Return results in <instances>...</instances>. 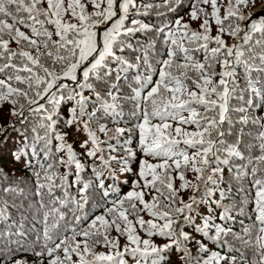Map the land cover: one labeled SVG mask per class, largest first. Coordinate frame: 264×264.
Segmentation results:
<instances>
[{
  "label": "snow or ice",
  "instance_id": "obj_1",
  "mask_svg": "<svg viewBox=\"0 0 264 264\" xmlns=\"http://www.w3.org/2000/svg\"><path fill=\"white\" fill-rule=\"evenodd\" d=\"M249 2L228 0L221 16L223 0H0V109L7 105L12 117L0 124V162L10 158L32 172L42 225L29 240L22 206L0 198V264H171L173 255L179 264H248L229 238L254 249L251 264H264V51H254L264 49V15H245ZM153 14L164 19L149 22ZM198 20L199 30L191 29ZM137 34L160 36L165 51L148 39L134 46ZM225 35L239 42L229 45ZM128 51L137 54L129 59ZM133 69L138 86L127 99L135 123L119 127L118 81ZM97 82H105L104 95ZM12 133L19 142L9 148ZM73 135L81 152L69 142ZM129 174L131 190L121 195ZM249 178L254 194L241 185L242 198L229 196L231 180ZM0 183L5 197L23 192L2 163ZM95 190L99 214L88 210ZM249 206L251 225L241 220L234 231L231 222Z\"/></svg>",
  "mask_w": 264,
  "mask_h": 264
},
{
  "label": "trees",
  "instance_id": "obj_2",
  "mask_svg": "<svg viewBox=\"0 0 264 264\" xmlns=\"http://www.w3.org/2000/svg\"><path fill=\"white\" fill-rule=\"evenodd\" d=\"M263 1L264 0H255V2L253 4L251 2V0H250L249 6L244 11H247V10H250V9L256 7L258 4H260ZM138 2H141V0H138ZM144 2L160 3L161 0H144ZM219 2H220V0H218V3ZM227 3H228V0H223V6L220 9V15L221 16H223L225 14ZM87 10L89 12L94 10L91 4L88 5V9ZM208 10L209 11L211 10L210 6H208ZM160 11L163 12V11H166V9L165 8H161ZM187 12H188V9H185L181 13L185 17V22H189V17L187 16ZM137 18H139V17H137ZM163 19H164L163 17H160L159 19H157L155 17V14H153V16L150 18L149 22H154L156 24H159L161 22V20H163ZM9 22H11V21H9ZM72 22H75V20H73ZM199 24H200L199 20L198 21H192L190 23V27L193 30H199ZM210 27H211V35L212 36L217 35V25L214 23L213 20H210ZM22 30H25V29H22ZM223 38L225 39L227 44L231 40H233V38L228 36V35H225ZM259 38H260V35L258 33L254 34L253 40L259 39ZM146 39L153 40L156 43L157 50L159 52H164L165 51L164 46L162 44V39L158 35L150 34L148 37H144V36H141L140 34H137V38L134 39L132 41V43L135 46L137 44V41H139V43H144V41ZM214 46H215L214 44L210 45V47H214ZM11 47L16 48V45L12 44ZM245 51L247 53V46L245 47ZM254 51L260 52V51H264V49H261V48L257 47V48H254ZM136 54L137 53H133V52H130V51L126 52V55L129 56V59H133ZM197 56H198V58L203 59L202 54L197 53ZM159 58L160 57L158 55L155 56L154 59H153V63H155V60L159 59ZM141 70H143V68ZM216 71L217 72L220 71V66L218 64L216 65ZM236 71H237V79L239 81V85L241 87H243L244 84H245L244 69H243V67H239V68H237ZM191 75H195V73H191ZM252 75L256 76V73H253ZM114 78H115V72H113V79L112 80H108L106 83L107 84L113 83L114 82ZM215 79L218 81L219 80V76H217ZM118 84H119V88H120V93H121V95L123 97V99H121L119 101L120 104H121L122 110H123V120L120 122V124L118 126L119 127L131 128L133 126V124L135 123V119L131 116V113L134 111V106H133V103L130 100H128L127 98L130 95H132L133 89L138 86V81H137V78H136L135 70L133 69V70L129 71L125 78H122L120 81H118ZM97 85L98 86H97L96 90L100 91L101 94L104 95L105 94V82H97ZM84 95L88 96L89 92L85 91ZM232 103L235 104L236 101H232ZM68 107H71V105L68 104V105H66V107H63L61 109V115L64 118L68 117V111H67ZM7 114H8V106L5 105L2 109H0V121L1 120L3 122L6 121V118L9 117V116L7 117ZM185 115H187V114H185ZM233 118L235 119V116ZM105 122L108 123L109 127H114L115 126V125H113L111 123L110 120H106ZM32 126H33L32 124H29V126H28L29 138L31 137V127ZM17 127L19 128L21 126L17 125ZM93 127H95V124H93ZM237 127H239V126L237 125ZM189 130L191 131L192 128L189 127ZM126 136H127V134H125V137ZM81 138H83V137L81 136ZM101 139H106V138L101 135ZM122 139H124V138H122ZM249 139L250 138L246 136L245 137V143H248ZM234 140H235V134H233V136L229 138V142H233ZM18 142L19 141H18V137H17L16 133H12V142L9 145V148L13 147ZM69 142L73 143V146H74V148L76 149L77 152H81L82 151V149L79 148V141L76 140L75 135L69 137ZM113 143H115V141H113ZM136 144H137V136H136V134H133L132 143H131L130 147L135 149L136 148ZM181 147H183V145H181ZM257 154L258 153L256 152V150L253 149V155H257ZM57 155H63V154L61 153V154H57ZM0 163H2L3 167L9 172V176H10L11 180L15 181L18 184V186L23 189L22 193H18V194H14V195L10 194V195H8L6 197L4 196V194L2 192H0V198L7 199V200H9L10 203L12 201H15V203H16L18 208H21V206H22V210L24 212V216H23V221L22 222L24 223L25 228L29 232L28 239L32 240V239L35 238V236L37 235L38 232L42 231V225L40 223V218H39V216L35 215L36 209L39 207V205L35 203V201L38 198L34 195V193H35V184H34V177L32 175V172L30 170H24V166H23L22 163H15V164L12 163L10 158L4 159ZM138 163H139L138 160L136 162H133L132 168H133L134 171L138 167ZM58 171L60 173H63L65 171V169H64V167L61 166V167L58 168ZM87 175L88 174L86 173L85 174V178H87ZM173 175L175 176V174H173ZM185 175H186V179L187 180H189V181H193L194 180L195 173L187 172ZM227 175L228 176H232V173H228ZM69 179L71 180L72 177H69ZM121 179H127L129 181L128 184H120L118 186L119 187V194L122 195V194H126L129 190H131V181L133 179H135V177L132 176L131 174H129L126 177H122ZM249 181H250V178H249V180H243V179H241V180H235V179L231 180V182H230V184L228 186L229 189H230L229 196L235 198V200H237V201L240 198H242L244 193L239 191L241 185H243V187L245 189H248L250 192H252L254 194V189L251 188ZM180 183H181V181L178 178L174 180V184H175L176 187H178ZM2 186H3V184L0 183V187H2ZM70 192L73 195H77L75 188L70 189ZM60 194L61 193L58 191L57 195H60ZM190 194H191L190 191H185V192L181 193V195L185 199H186V195L188 197ZM114 198L115 197H111V196L109 197V199H114ZM215 198H218V193H217V196L214 197V199ZM90 199H91V204L88 207V210L90 212L99 214L98 209L102 207V201H101L100 204H97V201H99L101 199V193L99 192V190L92 191V196H91ZM145 199L150 200L151 197L150 196H146ZM229 203H231V201H229ZM29 205L32 206L31 209H29ZM205 207H207V206H205ZM212 207H214V205ZM10 211L12 212L13 219H15L17 221H21L22 218H21V214H20L19 211H16L14 209H10ZM218 211H219V209H217V212ZM249 214L252 215L253 218H254L255 214L250 211V206H249V208H246L245 216H241L239 219L231 222L230 226L234 229V231H237V232L241 231V220L244 221V225L245 226L251 225L252 221L248 220L246 218L247 215H249ZM40 215H42V213ZM142 215H143V218L145 220L151 219V217H149L147 215V213H142ZM0 227H2V225H0ZM111 235L114 237V236H116V233L113 231L111 233ZM141 235H143V233H141ZM145 238H147V237H145ZM154 239H156L157 243H161L162 242V240L160 238H158V237L154 238ZM229 239H230V243H232L235 247L239 248L241 251H243L245 253V255H246L247 259H248V264H251V261L255 258L254 249H252L251 247H247V246L243 245L238 240H232L231 238H229ZM120 243H121V245H123L125 243V239L123 237L120 238ZM209 247L211 249H213V250H216V246L212 245L211 243H209ZM95 250H96V252H105V251H107V249H105L103 246H97ZM193 252H195V249H193ZM235 254L239 255V253H235ZM29 259L32 260L34 258L31 255H29ZM45 264H46V261H45ZM129 264H132L130 258H129ZM171 264H179V262H178V260H177L175 255L172 256Z\"/></svg>",
  "mask_w": 264,
  "mask_h": 264
},
{
  "label": "water",
  "instance_id": "obj_3",
  "mask_svg": "<svg viewBox=\"0 0 264 264\" xmlns=\"http://www.w3.org/2000/svg\"><path fill=\"white\" fill-rule=\"evenodd\" d=\"M252 14L253 16L264 15V1L258 4L256 7L245 11V15ZM241 36L243 33L240 34ZM239 42V38L231 40L228 44L232 45ZM246 47V46H245Z\"/></svg>",
  "mask_w": 264,
  "mask_h": 264
},
{
  "label": "rangeland",
  "instance_id": "obj_4",
  "mask_svg": "<svg viewBox=\"0 0 264 264\" xmlns=\"http://www.w3.org/2000/svg\"><path fill=\"white\" fill-rule=\"evenodd\" d=\"M8 116H9V117H8ZM7 117H8V118H6V121L3 122V121L1 120V121H0V124H5V125H6L7 122H8L10 119H12V117L9 115V113L7 114ZM186 199H187V195H186Z\"/></svg>",
  "mask_w": 264,
  "mask_h": 264
}]
</instances>
